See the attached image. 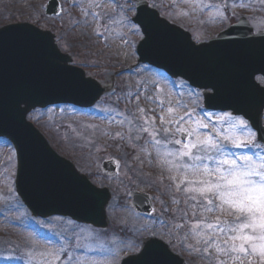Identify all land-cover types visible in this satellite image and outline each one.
I'll return each instance as SVG.
<instances>
[{"label":"rangeland","instance_id":"obj_1","mask_svg":"<svg viewBox=\"0 0 264 264\" xmlns=\"http://www.w3.org/2000/svg\"><path fill=\"white\" fill-rule=\"evenodd\" d=\"M147 1L163 17L188 30L195 41L214 37L229 27L231 18L237 20L241 15H246L256 25L255 30L264 28V4L260 0ZM46 2L0 0V26L29 22L49 30L55 35L60 50L68 54L71 63L82 68L86 76L100 83L115 78L119 81L115 93L105 95L94 107L85 110L86 113L71 106L57 105L34 110L27 116L52 139L56 152L69 158L95 186L111 192L107 206L109 221L106 229L99 231L60 217L33 218L14 192V151L7 142L0 141V264H43L44 260H51L53 264H119L123 257L138 252L142 241L151 235L165 241L186 264H215L216 257L225 259L214 248L210 249L211 256L204 253V245L197 243L203 237H195L190 229L199 220L210 223L217 216L229 220L231 217L227 212H204L202 209H197L193 215L192 205L197 202L187 200L192 195L183 192L187 184L177 191L179 177L172 181L170 176L175 173L164 162L172 158H161L165 149L179 146L164 142L162 127L168 125H161L159 115L173 107L175 114L169 115L174 119L173 131L177 127L195 128L201 137L207 135L223 143L225 154L236 157L244 154L264 156V146L255 140V132L246 122L247 128L243 132L237 129L236 134L241 140H248L252 139L247 135L250 131L254 134L253 144L237 148L223 141L229 117L220 119L224 113L205 111L200 91L180 79L168 78L162 71L136 64L135 48L142 35L140 31H133L130 24L118 22L123 16L131 21L135 0H59L62 9L54 17L43 15ZM93 12L100 14L98 20L93 19L90 14ZM257 80L264 84L261 78ZM146 97H153L155 102ZM160 101L164 103L157 106ZM140 108L145 112L141 113ZM230 118L240 117L230 115ZM195 121L208 127H199ZM142 127L148 131H139ZM157 129L160 131L154 137L152 133ZM181 133L177 131L167 139H181ZM193 138L188 136L181 140ZM155 139L163 143L155 145ZM110 158L119 164L114 177L99 171L101 162ZM132 190L152 197L150 216L136 214L129 207ZM198 203L206 205L207 201L199 200ZM185 212L187 215H183ZM201 229L204 233L212 231L197 224V231ZM198 248L201 250L197 251ZM50 249H62L57 253L59 260L39 255ZM229 264L234 262L229 261Z\"/></svg>","mask_w":264,"mask_h":264},{"label":"water","instance_id":"obj_2","mask_svg":"<svg viewBox=\"0 0 264 264\" xmlns=\"http://www.w3.org/2000/svg\"><path fill=\"white\" fill-rule=\"evenodd\" d=\"M145 12L154 14L160 23L150 38L141 29L144 38L137 46L139 62L164 69L170 76L183 77L192 86L204 89L205 108L242 115L264 143V87L255 82L256 75L264 77V31L253 34L241 19L208 43L195 45L188 32L161 18L145 1L137 2L133 21ZM58 13V2L49 0L46 14ZM29 29L43 33L45 39L33 36ZM70 61L69 56L60 53L48 31L27 23L0 29V136L14 145L18 163L16 191L34 216H69L104 228L108 190L90 184L69 161L49 148L25 120L26 114L36 107L56 103L89 107L98 99L102 91L98 83L69 65ZM102 171L113 175L116 164L104 162ZM131 206L149 214L151 198L134 191ZM147 241L153 244L145 249ZM121 264L184 262L164 242L150 237L139 253L126 257Z\"/></svg>","mask_w":264,"mask_h":264},{"label":"snow or ice","instance_id":"obj_3","mask_svg":"<svg viewBox=\"0 0 264 264\" xmlns=\"http://www.w3.org/2000/svg\"><path fill=\"white\" fill-rule=\"evenodd\" d=\"M260 2L264 4V0H260ZM90 14L94 20L100 18L99 13ZM87 15L89 13H85V16ZM218 15L222 16L223 13L218 12ZM118 22L130 24L131 29L135 32L142 29L147 38L152 36L154 28L160 23L154 14L146 12L137 16L135 23L130 21L127 16L121 17ZM28 31L37 38L45 39L43 33L31 29ZM48 46L52 47V44ZM146 99L155 102L153 97H146ZM163 103L160 101L157 106ZM139 111L144 113L145 109L140 108ZM170 114L173 116L175 114L173 107H168L166 111H163V114L159 115L161 125H168V127H162V132L166 137L164 142L179 147L165 149L161 158H172L171 160L165 159L164 162L175 173L170 176V179L176 181L179 177V182L176 183L177 191L181 190V185L187 184V187L183 188V192L192 194L187 197V200L197 202L192 205L194 216L197 209H202L204 212H227L231 217L229 220L217 216L214 222L205 223L203 220H199L192 225L190 231L194 236L203 237V240H197V243L204 245L202 251L209 256L212 255L210 249L213 248L215 252L222 253L225 259L216 257L215 264H229V261L234 264H264V156L257 158L244 154L236 157L225 154L223 143L207 135L201 137L195 128L177 127L173 131L171 126L174 124V119L169 118ZM225 117H229V127L226 130L227 134L222 136L223 141L230 142L237 148L254 143V134L250 131L247 135L252 139L248 140H241L240 136L236 134L237 129L243 132L247 128L246 121L240 118L232 120L229 113H225L224 117H220V119ZM152 120L154 122L155 117ZM145 123L148 121L145 120ZM194 123L199 127H208L201 121ZM139 131L147 132L148 129L142 127ZM159 131L158 129L154 130L152 135L157 136ZM177 131L185 132L194 138L188 141L167 139V137L175 136ZM137 139L140 137L138 136ZM162 143L160 139L154 140L155 145ZM157 151L160 150L157 149ZM184 158H187L186 161ZM205 161L212 163L208 164ZM199 200L207 201V204H199ZM215 201H219V203H214ZM183 215H187V213L185 212ZM197 224L212 231L207 233H204L203 229L197 231ZM176 226L180 227V225ZM152 244L153 241H147L145 249L151 247ZM61 250L50 249L39 253V255L51 256L53 260H59L60 257L57 253ZM200 250L197 249V251ZM32 255L35 253L30 254V259ZM43 264H53V261L44 260Z\"/></svg>","mask_w":264,"mask_h":264},{"label":"bare ground","instance_id":"obj_4","mask_svg":"<svg viewBox=\"0 0 264 264\" xmlns=\"http://www.w3.org/2000/svg\"><path fill=\"white\" fill-rule=\"evenodd\" d=\"M109 82H110L109 80L107 81V83H105L104 81H102V82H101V85H102L103 87L108 88V87H109V85H108Z\"/></svg>","mask_w":264,"mask_h":264}]
</instances>
